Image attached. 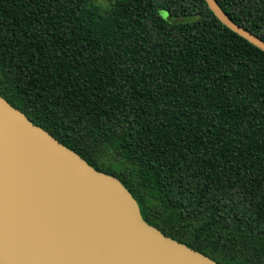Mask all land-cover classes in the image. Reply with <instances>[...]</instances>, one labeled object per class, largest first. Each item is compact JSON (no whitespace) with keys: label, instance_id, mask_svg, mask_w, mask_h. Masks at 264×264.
Returning <instances> with one entry per match:
<instances>
[{"label":"trees","instance_id":"obj_1","mask_svg":"<svg viewBox=\"0 0 264 264\" xmlns=\"http://www.w3.org/2000/svg\"><path fill=\"white\" fill-rule=\"evenodd\" d=\"M0 0V95L144 220L218 264H264V52L205 0ZM264 40V0H217Z\"/></svg>","mask_w":264,"mask_h":264},{"label":"water","instance_id":"obj_2","mask_svg":"<svg viewBox=\"0 0 264 264\" xmlns=\"http://www.w3.org/2000/svg\"><path fill=\"white\" fill-rule=\"evenodd\" d=\"M227 28L264 40L205 0ZM0 264H218L149 225L129 190L0 95Z\"/></svg>","mask_w":264,"mask_h":264},{"label":"rangeland","instance_id":"obj_3","mask_svg":"<svg viewBox=\"0 0 264 264\" xmlns=\"http://www.w3.org/2000/svg\"><path fill=\"white\" fill-rule=\"evenodd\" d=\"M96 3L104 9L110 5V2L108 0H97Z\"/></svg>","mask_w":264,"mask_h":264}]
</instances>
